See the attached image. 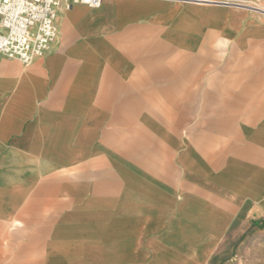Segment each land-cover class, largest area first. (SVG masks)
I'll return each instance as SVG.
<instances>
[{"label": "crops", "instance_id": "obj_1", "mask_svg": "<svg viewBox=\"0 0 264 264\" xmlns=\"http://www.w3.org/2000/svg\"><path fill=\"white\" fill-rule=\"evenodd\" d=\"M58 27L0 55V264H217L264 232V0H62Z\"/></svg>", "mask_w": 264, "mask_h": 264}, {"label": "built area", "instance_id": "obj_2", "mask_svg": "<svg viewBox=\"0 0 264 264\" xmlns=\"http://www.w3.org/2000/svg\"><path fill=\"white\" fill-rule=\"evenodd\" d=\"M99 7L103 0H66ZM62 0H0V55L30 64L57 40Z\"/></svg>", "mask_w": 264, "mask_h": 264}, {"label": "rangeland", "instance_id": "obj_3", "mask_svg": "<svg viewBox=\"0 0 264 264\" xmlns=\"http://www.w3.org/2000/svg\"><path fill=\"white\" fill-rule=\"evenodd\" d=\"M203 64L207 59H197ZM193 58H187V63L193 64ZM215 262L217 264H264V232L257 233L251 229L241 241L235 244L232 257L228 261L220 263L218 255Z\"/></svg>", "mask_w": 264, "mask_h": 264}]
</instances>
